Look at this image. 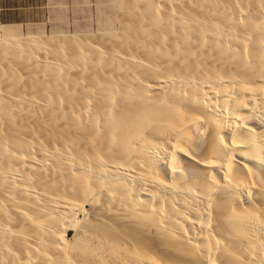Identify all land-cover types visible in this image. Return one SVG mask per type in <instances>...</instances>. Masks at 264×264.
<instances>
[{
	"label": "bare ground",
	"instance_id": "6f19581e",
	"mask_svg": "<svg viewBox=\"0 0 264 264\" xmlns=\"http://www.w3.org/2000/svg\"><path fill=\"white\" fill-rule=\"evenodd\" d=\"M112 8L0 36V264H264V0Z\"/></svg>",
	"mask_w": 264,
	"mask_h": 264
},
{
	"label": "rangeland",
	"instance_id": "374dc122",
	"mask_svg": "<svg viewBox=\"0 0 264 264\" xmlns=\"http://www.w3.org/2000/svg\"><path fill=\"white\" fill-rule=\"evenodd\" d=\"M4 1L22 8L19 22L3 24L4 28L0 29V36L4 38L27 39L32 35L37 39L49 40L95 36L106 33L100 27H106L114 17L112 5L115 0Z\"/></svg>",
	"mask_w": 264,
	"mask_h": 264
},
{
	"label": "crops",
	"instance_id": "0c3cea01",
	"mask_svg": "<svg viewBox=\"0 0 264 264\" xmlns=\"http://www.w3.org/2000/svg\"><path fill=\"white\" fill-rule=\"evenodd\" d=\"M22 9L19 5H14L13 3L7 4L4 0H0V23L1 29L4 28L3 24H10L14 22H19L20 16L19 11ZM16 15L17 18H13Z\"/></svg>",
	"mask_w": 264,
	"mask_h": 264
}]
</instances>
